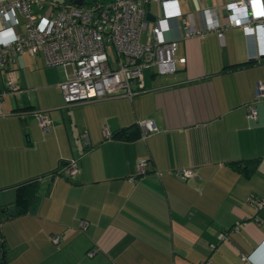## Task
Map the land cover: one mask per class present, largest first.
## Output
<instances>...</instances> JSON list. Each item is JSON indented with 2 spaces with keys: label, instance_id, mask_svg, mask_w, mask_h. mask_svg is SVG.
Wrapping results in <instances>:
<instances>
[{
  "label": "crops",
  "instance_id": "obj_1",
  "mask_svg": "<svg viewBox=\"0 0 264 264\" xmlns=\"http://www.w3.org/2000/svg\"><path fill=\"white\" fill-rule=\"evenodd\" d=\"M225 1L179 6L196 19L215 6L224 20ZM147 11L161 37L178 39L175 52L185 60L169 72L144 67V88L131 97L67 103L59 81L69 66L47 64L42 51L19 53L9 65L17 90L0 99V264H249L245 253L264 261V207L247 201L264 193V97L253 103L256 117L246 108L264 82V54L251 56L264 51V27L185 36L181 18L161 16L156 0ZM16 16L14 29L23 30L24 15L16 9ZM6 80L1 67L0 89ZM38 109L50 118L47 128ZM146 117L157 129L143 135L139 120ZM72 156L74 175L55 171ZM139 157L147 159L144 173ZM253 157L251 171L232 163ZM181 167L193 175L172 171ZM32 178L34 199L16 212V187ZM237 219L246 221L232 229ZM219 231L227 237L219 239Z\"/></svg>",
  "mask_w": 264,
  "mask_h": 264
},
{
  "label": "built area",
  "instance_id": "obj_2",
  "mask_svg": "<svg viewBox=\"0 0 264 264\" xmlns=\"http://www.w3.org/2000/svg\"><path fill=\"white\" fill-rule=\"evenodd\" d=\"M151 0H107L76 3L71 0H0V68L6 67L7 80L0 89V99L8 91H16L15 75L11 65L22 52L42 51L47 64L69 66L65 76L59 81L65 102L83 101L98 97L118 95L133 96L144 88V67L155 65L159 72H169L176 68L177 61L185 56L176 55L177 38L160 36L161 27L149 23L146 4ZM161 16L181 18L185 36L202 34L208 30L217 32L220 38L226 26H240L243 30L264 27L263 0H227L223 3L226 18L219 17L215 6H205L199 10L196 19L194 11L183 13L179 0H156ZM34 6L43 8L35 11ZM16 9L24 15L25 28L14 29L18 21ZM11 30L10 35L4 31ZM264 54L257 49L253 57ZM264 97V82L255 85L254 99L247 103V116L257 115L255 100ZM40 123L47 128L50 118L42 109L36 111ZM143 135L157 129L150 117L139 120ZM105 134H109L107 128ZM84 144L90 142L86 131L81 133ZM77 157L64 161L56 172L72 176L78 170ZM139 173L147 170V159H137ZM176 175L188 178L193 175L191 167L172 170ZM247 201L258 211L264 207V193H250ZM255 214V220H261ZM245 219H237L232 229H238ZM81 226L87 220L81 219ZM219 239L226 238V231H219ZM53 242L60 240V234L51 235ZM215 247V243H210ZM94 248L88 253H92ZM249 264H264L241 255Z\"/></svg>",
  "mask_w": 264,
  "mask_h": 264
},
{
  "label": "trees",
  "instance_id": "obj_3",
  "mask_svg": "<svg viewBox=\"0 0 264 264\" xmlns=\"http://www.w3.org/2000/svg\"><path fill=\"white\" fill-rule=\"evenodd\" d=\"M243 160V161H242ZM258 157L246 158L232 161L235 165H243L245 168L251 171L257 164ZM247 165H250L248 168ZM57 171V169L55 170ZM248 173V172H247ZM35 183L36 179H28L20 182L16 187V212L23 211L26 209L28 204L34 199L35 196ZM13 210V209H12Z\"/></svg>",
  "mask_w": 264,
  "mask_h": 264
},
{
  "label": "water",
  "instance_id": "obj_4",
  "mask_svg": "<svg viewBox=\"0 0 264 264\" xmlns=\"http://www.w3.org/2000/svg\"><path fill=\"white\" fill-rule=\"evenodd\" d=\"M71 1L76 2V3H84L85 0H71ZM146 16H147V18H149V17L154 18V16L150 15L148 11L146 12Z\"/></svg>",
  "mask_w": 264,
  "mask_h": 264
},
{
  "label": "rangeland",
  "instance_id": "obj_5",
  "mask_svg": "<svg viewBox=\"0 0 264 264\" xmlns=\"http://www.w3.org/2000/svg\"><path fill=\"white\" fill-rule=\"evenodd\" d=\"M92 1H95V0H85L84 2L85 3H89V2H92ZM98 1H107V0H98ZM5 98H7V95L5 96Z\"/></svg>",
  "mask_w": 264,
  "mask_h": 264
}]
</instances>
